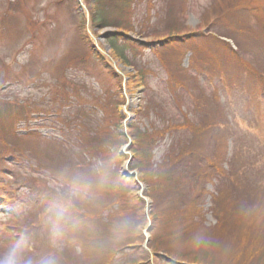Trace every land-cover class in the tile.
<instances>
[{
    "label": "rangeland",
    "instance_id": "obj_1",
    "mask_svg": "<svg viewBox=\"0 0 264 264\" xmlns=\"http://www.w3.org/2000/svg\"><path fill=\"white\" fill-rule=\"evenodd\" d=\"M132 16L146 36L129 32V66L82 0H0V258L264 264V0H138ZM170 33L184 40L155 38ZM47 142L67 147L59 164Z\"/></svg>",
    "mask_w": 264,
    "mask_h": 264
},
{
    "label": "trees",
    "instance_id": "obj_2",
    "mask_svg": "<svg viewBox=\"0 0 264 264\" xmlns=\"http://www.w3.org/2000/svg\"><path fill=\"white\" fill-rule=\"evenodd\" d=\"M83 3L86 6L87 12H88V22L91 25V29H95V31L100 32L102 31V33H100L99 35L102 37V39H104L107 44L109 45L110 50L108 51V54L110 56L111 59L113 60H118L120 61L122 64L125 65H129L131 66V61L129 59V56L126 55V49H131L134 46H136L138 43L136 41H133L129 35V32H134L135 27L137 26L138 29L136 30L137 33H139V36H146L143 32L145 29L142 28L141 26V21H137V22H133V20L135 19L132 15L134 13L136 4L138 0H82ZM150 7H153V4L150 5ZM110 11H114V15H109ZM113 13V12H112ZM78 34H79V38L80 40L83 42L84 45H86V48L89 49L91 48V50L93 51V54L95 55V57L99 60H102V58H104L103 54L94 51L92 48V44H91V37L89 36L88 32L86 31V27H85V19L81 18L80 21H78ZM108 28L109 30H104ZM104 30V31H103ZM174 31V30H173ZM161 37H157L155 36L156 40L159 41L160 43L164 44L170 41H173L175 39H177V41L182 42L184 40V38H181V35L177 34V33H170V34H166V35H158ZM161 46V45H160ZM113 69H111L112 71ZM112 76L114 78H118L116 80H119V75L114 71ZM136 81L145 88V79H144V71L143 68L136 70ZM130 83V82H129ZM130 84H128L129 86ZM117 104V102H116ZM11 118V117H10ZM133 127V125L131 124V122L127 123V130L128 132L131 134L129 135L127 133V136H131L132 139H137L134 136V131L131 130V128ZM30 134V132H29ZM153 140V139H152ZM27 142V141H26ZM152 142V141H151ZM150 142V144H151ZM50 146H47V145ZM45 144V151L43 152H38L39 154H42L44 152H51V155H53V157H49L51 158L50 160L47 161V165H51L53 162L54 164H59L60 162L58 161L60 155L57 154L58 149L60 148H67L62 142H47ZM29 143H25L24 144V149H28ZM63 145V146H62ZM64 150H69V149H64ZM72 152V149H70ZM133 151L136 152L135 149H132ZM27 152H34L36 153V151H32L30 148L28 149ZM58 155V156H57ZM140 163L139 161H137V166H139ZM51 173L52 175H54V177H56L58 174L56 173V171H54L53 169H51ZM64 174H66L64 172ZM59 176V175H58ZM57 176V178H58ZM195 201L197 202V197H194ZM200 210V209H199ZM68 226H66L65 228L67 229ZM67 232V230H66ZM88 235L85 234V237ZM242 234H240L241 236ZM118 245V244H117ZM116 245V246H117ZM74 247H70V249H73ZM115 248V247H114ZM240 248L243 251H246L247 248L242 247L240 244ZM99 247H96L94 249L95 252H98ZM113 249V248H112ZM81 253V252H79ZM107 254L104 255V258ZM81 259L83 261L86 262V257L83 255H80ZM30 261H28L29 263ZM32 264V263H30ZM96 264H101V262H96Z\"/></svg>",
    "mask_w": 264,
    "mask_h": 264
},
{
    "label": "clouds",
    "instance_id": "obj_3",
    "mask_svg": "<svg viewBox=\"0 0 264 264\" xmlns=\"http://www.w3.org/2000/svg\"><path fill=\"white\" fill-rule=\"evenodd\" d=\"M0 264H20L17 249L13 248L9 250L3 258H0Z\"/></svg>",
    "mask_w": 264,
    "mask_h": 264
}]
</instances>
